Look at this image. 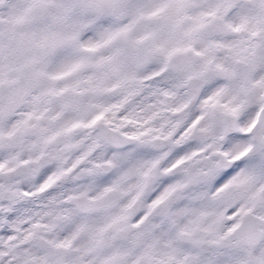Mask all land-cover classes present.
Wrapping results in <instances>:
<instances>
[{"label": "snow or ice", "instance_id": "obj_1", "mask_svg": "<svg viewBox=\"0 0 264 264\" xmlns=\"http://www.w3.org/2000/svg\"><path fill=\"white\" fill-rule=\"evenodd\" d=\"M0 264H264V0H0Z\"/></svg>", "mask_w": 264, "mask_h": 264}]
</instances>
